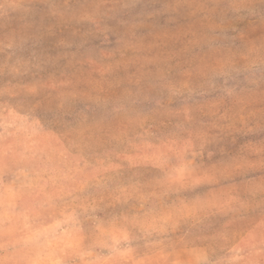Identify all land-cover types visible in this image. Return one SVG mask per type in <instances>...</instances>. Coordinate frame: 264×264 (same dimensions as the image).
<instances>
[{
    "label": "rangeland",
    "instance_id": "1",
    "mask_svg": "<svg viewBox=\"0 0 264 264\" xmlns=\"http://www.w3.org/2000/svg\"><path fill=\"white\" fill-rule=\"evenodd\" d=\"M187 2L198 14L186 4L174 10L185 0H0V264H37L50 254L81 264L71 249L62 254L44 245L47 225L28 213V200L13 198L5 220V186L19 190L40 176L85 170L99 186L89 226L132 228L143 216L141 202L117 188L147 174L131 165L161 163V138L192 119L171 85L241 53L264 55L260 0H248L250 12L240 19L225 12L224 0ZM124 33L153 48L121 56L114 41ZM193 147L204 170L220 177L197 190L203 194L245 196L248 181L264 182V167L251 166L264 153L249 151L264 148V112L248 111L220 90L198 107ZM260 250L257 240L251 251Z\"/></svg>",
    "mask_w": 264,
    "mask_h": 264
},
{
    "label": "clouds",
    "instance_id": "2",
    "mask_svg": "<svg viewBox=\"0 0 264 264\" xmlns=\"http://www.w3.org/2000/svg\"><path fill=\"white\" fill-rule=\"evenodd\" d=\"M260 2L264 4V0ZM185 4L192 15L200 11L187 0L174 10ZM223 7L240 19L252 6L248 0H224ZM114 48L121 56H137L149 52L153 45L124 33L116 35ZM217 90L248 111L264 112V55L241 53L226 62L189 70L184 79L171 85V96L185 105L192 119L161 138V163L131 165L147 174L133 176L117 188L122 197L141 202L143 216L132 228L116 222L89 226L99 186L85 170L62 178L40 176L19 190L5 186V220L13 198L28 200V213L47 225L40 234L44 245L62 254L71 249L81 264H264V182L248 181L243 189L245 196L227 199L197 191L220 179L204 170L201 154L193 147L195 114L202 101ZM249 151L259 155L264 148L252 147ZM251 166L264 167V159ZM258 209L255 223L241 231V221ZM257 240L261 247L258 253L251 251ZM140 241L147 250L143 253ZM37 264L67 261L50 254Z\"/></svg>",
    "mask_w": 264,
    "mask_h": 264
}]
</instances>
